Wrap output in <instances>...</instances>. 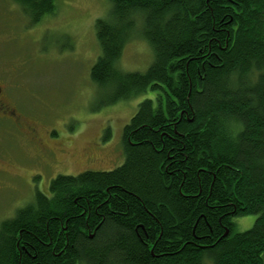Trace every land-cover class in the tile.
<instances>
[{
  "label": "trees",
  "instance_id": "obj_1",
  "mask_svg": "<svg viewBox=\"0 0 264 264\" xmlns=\"http://www.w3.org/2000/svg\"><path fill=\"white\" fill-rule=\"evenodd\" d=\"M12 1L33 25L56 8ZM109 1L91 80L106 104H157L125 126L120 167L60 175L2 222L0 264H264V0ZM135 32L144 73L118 67Z\"/></svg>",
  "mask_w": 264,
  "mask_h": 264
},
{
  "label": "rangeland",
  "instance_id": "obj_2",
  "mask_svg": "<svg viewBox=\"0 0 264 264\" xmlns=\"http://www.w3.org/2000/svg\"><path fill=\"white\" fill-rule=\"evenodd\" d=\"M55 5V11L33 25L18 4L0 0V83L19 114L37 119L43 131L52 129L68 141L70 157L58 166L61 175L111 171L125 161V126L142 101L153 99L157 104V93L106 104L108 98L91 80V69L102 53L96 22L110 18L113 4L109 0H55ZM140 34L135 32L125 45L119 69L144 73L153 63V48ZM0 150L8 152L0 158V168L26 174L22 184L0 179L1 226L33 202L38 191L49 194L56 177L51 169L40 167L44 180L27 183V176L36 169L30 161L33 150L14 140L7 129L0 132ZM255 221L254 215L236 217L235 231L245 232Z\"/></svg>",
  "mask_w": 264,
  "mask_h": 264
},
{
  "label": "flooded vegetation",
  "instance_id": "obj_3",
  "mask_svg": "<svg viewBox=\"0 0 264 264\" xmlns=\"http://www.w3.org/2000/svg\"><path fill=\"white\" fill-rule=\"evenodd\" d=\"M5 89V86L0 83V132L7 129L14 140L33 150V157L30 161L35 164L36 169H33L27 176V183H32L33 180H39L37 182L44 180V173L40 167L51 169L53 176L57 178L61 175L58 166L65 158L70 157V152L67 148L68 141L64 137H60L52 129L43 131L42 124L39 125L40 123L37 119L34 121L25 115L19 114L16 111L14 101ZM7 154V151L0 150V158L3 156L7 157ZM91 160L90 158V162H92ZM24 176L26 174L20 171L13 173L7 168H0L1 180L11 178L22 184Z\"/></svg>",
  "mask_w": 264,
  "mask_h": 264
}]
</instances>
